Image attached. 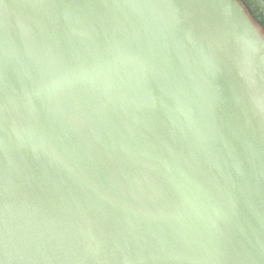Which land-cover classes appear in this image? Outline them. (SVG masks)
<instances>
[{"label":"water","instance_id":"obj_1","mask_svg":"<svg viewBox=\"0 0 264 264\" xmlns=\"http://www.w3.org/2000/svg\"><path fill=\"white\" fill-rule=\"evenodd\" d=\"M0 264H264L241 0H0Z\"/></svg>","mask_w":264,"mask_h":264},{"label":"rangeland","instance_id":"obj_2","mask_svg":"<svg viewBox=\"0 0 264 264\" xmlns=\"http://www.w3.org/2000/svg\"><path fill=\"white\" fill-rule=\"evenodd\" d=\"M256 13L264 19V0H247Z\"/></svg>","mask_w":264,"mask_h":264},{"label":"trees","instance_id":"obj_3","mask_svg":"<svg viewBox=\"0 0 264 264\" xmlns=\"http://www.w3.org/2000/svg\"><path fill=\"white\" fill-rule=\"evenodd\" d=\"M255 19L264 27V19L259 16L247 0H242Z\"/></svg>","mask_w":264,"mask_h":264}]
</instances>
